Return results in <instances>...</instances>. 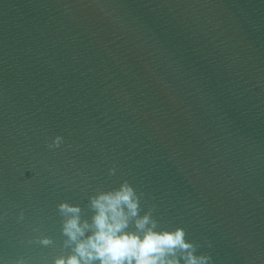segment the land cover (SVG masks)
Instances as JSON below:
<instances>
[{
    "label": "water",
    "instance_id": "obj_1",
    "mask_svg": "<svg viewBox=\"0 0 264 264\" xmlns=\"http://www.w3.org/2000/svg\"><path fill=\"white\" fill-rule=\"evenodd\" d=\"M125 180L140 205L264 193V0H0V202Z\"/></svg>",
    "mask_w": 264,
    "mask_h": 264
},
{
    "label": "clouds",
    "instance_id": "obj_2",
    "mask_svg": "<svg viewBox=\"0 0 264 264\" xmlns=\"http://www.w3.org/2000/svg\"><path fill=\"white\" fill-rule=\"evenodd\" d=\"M61 142L56 136L48 147ZM114 173V168L109 170ZM142 195L127 180L111 190H99L89 197L88 219L82 218L79 205L60 202L57 211L63 217L62 234L71 254L56 258L54 264H211V256L197 254L199 245L186 239L183 228L159 229L151 208L141 215Z\"/></svg>",
    "mask_w": 264,
    "mask_h": 264
}]
</instances>
